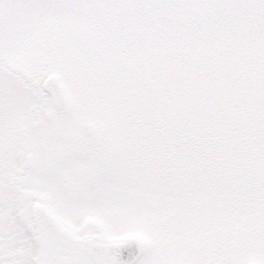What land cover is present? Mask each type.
Segmentation results:
<instances>
[{
	"label": "snow or ice",
	"instance_id": "obj_1",
	"mask_svg": "<svg viewBox=\"0 0 264 264\" xmlns=\"http://www.w3.org/2000/svg\"><path fill=\"white\" fill-rule=\"evenodd\" d=\"M0 264H264V0H0Z\"/></svg>",
	"mask_w": 264,
	"mask_h": 264
}]
</instances>
